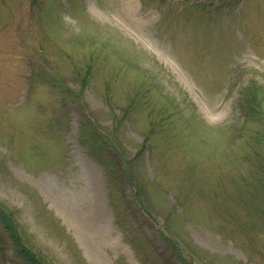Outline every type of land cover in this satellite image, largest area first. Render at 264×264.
Segmentation results:
<instances>
[{
	"label": "rangeland",
	"instance_id": "1",
	"mask_svg": "<svg viewBox=\"0 0 264 264\" xmlns=\"http://www.w3.org/2000/svg\"><path fill=\"white\" fill-rule=\"evenodd\" d=\"M134 5L142 31L112 0H0L6 226L44 264H168L165 235L193 264H264V0ZM0 264H25L1 224Z\"/></svg>",
	"mask_w": 264,
	"mask_h": 264
},
{
	"label": "bare ground",
	"instance_id": "2",
	"mask_svg": "<svg viewBox=\"0 0 264 264\" xmlns=\"http://www.w3.org/2000/svg\"><path fill=\"white\" fill-rule=\"evenodd\" d=\"M116 6L114 8V19L115 21H119V23L124 24L126 27L129 28V30L133 31H142L143 28L145 26H147L149 24V20L148 17L149 16H138L135 12V5H134V0H112ZM215 113H216V109ZM217 117L221 118V116L218 115H213V118L211 120H213L214 122H216L218 119ZM72 221V220H71ZM89 224L91 226V228L95 229L96 231L100 230V228L102 227V223L100 224L99 221H95L93 219H91L89 221ZM78 232L80 235H82V237L84 236V238L86 239H90L91 233L88 231L87 227L82 224L79 223L77 226Z\"/></svg>",
	"mask_w": 264,
	"mask_h": 264
},
{
	"label": "trees",
	"instance_id": "3",
	"mask_svg": "<svg viewBox=\"0 0 264 264\" xmlns=\"http://www.w3.org/2000/svg\"><path fill=\"white\" fill-rule=\"evenodd\" d=\"M249 95L251 96V99H249V102H251V103L253 104L254 107H258L259 104H260V101H259V99H258V97H257V94H256V93H252V92H250ZM3 211H4V210L1 209V207H0V220H1L4 224H7V220L5 219V215H4V212H5V211H4V212H3ZM8 231H9L10 235H11V236H14V238H15L14 241H15V243H16L17 250L20 251L21 254H23L24 256H26L30 261H31V258H32V262H33L34 264H40L41 262H40L37 258H35L34 254L29 250V248H27L26 246H23V245L21 244V242H20L18 236L14 233L15 231H13V230L11 229L10 226H8ZM170 240H171V239H170ZM178 255H180V254L178 253ZM33 259H34V260H33ZM181 260H182V262L185 263V264H190V261L187 260L186 258H182Z\"/></svg>",
	"mask_w": 264,
	"mask_h": 264
}]
</instances>
